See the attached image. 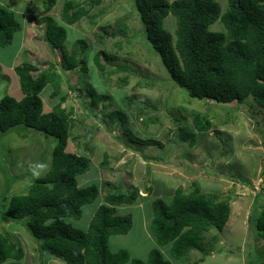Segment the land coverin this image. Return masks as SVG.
Listing matches in <instances>:
<instances>
[{
    "label": "rangeland",
    "instance_id": "obj_1",
    "mask_svg": "<svg viewBox=\"0 0 264 264\" xmlns=\"http://www.w3.org/2000/svg\"><path fill=\"white\" fill-rule=\"evenodd\" d=\"M64 1L57 0L54 8L47 10L42 0H0V6L13 10L22 24L12 43L0 46V100L7 95L17 100L23 97L14 68L25 62L40 70L55 65L62 74L60 96H51V85L42 91L44 110L52 111L60 97H66L63 107L72 113L75 121L68 151L89 156L92 161L89 172L78 177L79 185H103L99 198L84 206L82 218L70 222L76 228L86 229L110 189L128 192L138 188L146 195L144 192L152 187L153 193L137 203L118 207L120 214H132L133 227L126 235L110 237L112 252L127 250L132 259L146 261L149 252L158 248L172 264H264V240L255 230L256 217L264 207V108L251 99L237 105L188 97L146 40L134 0H101L94 4L90 18L85 17L75 25H68L61 18ZM218 2L225 12L229 0ZM30 14L52 16L64 26L65 51L70 53L74 49L85 54L89 71L64 73L61 50L53 51L44 42L46 26L28 22ZM164 26L175 35L176 17L170 14ZM211 29L221 31L224 27L217 21ZM105 31L109 35H104ZM112 32L116 36H111ZM97 35L105 36L102 43H97ZM79 39L87 42L85 49ZM99 50L114 56L109 60L101 56L112 75H103L94 64ZM120 66L128 70L116 72ZM127 75L128 84L122 86ZM88 82L99 93L108 94L110 100L93 105L85 91ZM80 90L83 95L79 94ZM131 95L142 111L138 118L135 111L128 110L130 130L140 139L160 144L147 146L132 142L119 125L104 118L110 103L114 108L123 107V100ZM194 111L210 116L214 124L210 131L196 130ZM55 142L56 138L25 126L0 132V218L13 195L27 193L32 182L50 169ZM105 153L109 155L107 169L101 166ZM37 164L46 165V169L34 178L32 168ZM193 182L203 192L230 195L232 214L222 233L213 230L207 235V240L218 235L216 244H205L204 252L193 250L188 257L178 260L171 256L169 246L159 247L152 233V202L156 196L170 201L174 189L184 186L190 190ZM0 232L24 249L22 264H65L49 254L42 257L37 243L17 223L3 222ZM202 257L204 260L200 261Z\"/></svg>",
    "mask_w": 264,
    "mask_h": 264
},
{
    "label": "trees",
    "instance_id": "obj_2",
    "mask_svg": "<svg viewBox=\"0 0 264 264\" xmlns=\"http://www.w3.org/2000/svg\"><path fill=\"white\" fill-rule=\"evenodd\" d=\"M42 1L47 10L53 9L57 3V0ZM134 1L146 40L172 80L187 92L188 97L224 104L235 102L237 105L251 99L264 108V0H229L225 12L218 0ZM92 2L88 5L65 0L62 20L75 25L85 17L90 18L94 4L101 3V0ZM170 14L177 20L175 35L164 26ZM217 21L222 22L224 30L211 29ZM28 22L45 24L44 42L53 51L61 50L64 73L89 71L85 54L74 49L70 53L65 51L67 30L52 16L30 14ZM21 30L22 24L16 13L0 6V46H9L15 33ZM104 35H109L108 31ZM110 35L116 36V33ZM104 38L97 35V43H102ZM79 42L84 49L88 46L84 39H79ZM102 55L107 60L114 58L105 50H99L94 56V64L103 75H112V72H107ZM14 70L19 77L23 97L17 100L7 95L0 100V132L25 126L56 138V142L50 169L32 182L27 193L10 198L0 225L3 222L21 225L37 243L42 257L49 254L65 264H172L158 248L149 252L146 261L132 259L127 250L112 252L110 249L111 236L126 235L133 227L132 214H120L118 207L137 203L153 193L152 187L144 192L146 195L141 194L138 188L128 192L110 189L86 229L76 228L70 222L82 218L84 206L99 198L103 185H79L78 177L89 172L92 161L89 156L68 151L75 121L72 113L63 107L66 97L61 96L52 111L44 110L41 93L48 85L53 90L52 97L61 94L62 74L57 67L52 65L40 70L38 66L25 62ZM120 70L127 71L128 68L120 66L116 72ZM36 72L39 74L34 75ZM128 81L127 75L122 86ZM81 91L79 94L83 95ZM85 91L95 106L110 100L108 94L99 93L91 82L86 83ZM123 103V107L115 108L110 103L104 118L119 125L132 142L147 146L160 144L140 139L130 130L128 110L135 111L138 118L142 111L135 96L127 97ZM193 115L198 132L206 133L214 126L209 115L197 111ZM193 142L192 139L190 144ZM101 166L109 168L107 153ZM152 208V233L159 247L169 246L171 256L178 260L188 257L193 250L204 252L205 244H216L218 235L210 240H207V235L213 230L222 233L232 214L230 195L203 192L196 182L190 190L178 186L170 201L156 196ZM255 230L264 240V207L256 217ZM24 258V249L0 232V264H22ZM203 260L202 257L200 261Z\"/></svg>",
    "mask_w": 264,
    "mask_h": 264
},
{
    "label": "clouds",
    "instance_id": "obj_3",
    "mask_svg": "<svg viewBox=\"0 0 264 264\" xmlns=\"http://www.w3.org/2000/svg\"><path fill=\"white\" fill-rule=\"evenodd\" d=\"M45 169H46V165L43 164L34 165L32 168L33 177L35 178L40 176Z\"/></svg>",
    "mask_w": 264,
    "mask_h": 264
}]
</instances>
